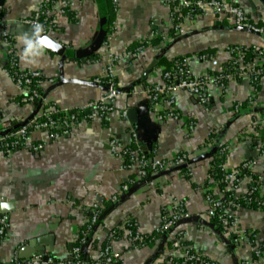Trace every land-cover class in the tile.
Instances as JSON below:
<instances>
[{"label": "crops", "instance_id": "obj_1", "mask_svg": "<svg viewBox=\"0 0 264 264\" xmlns=\"http://www.w3.org/2000/svg\"><path fill=\"white\" fill-rule=\"evenodd\" d=\"M38 1L4 0L0 5L1 125L25 124L39 106L21 103L18 87L3 70L8 59L2 29L11 36L17 68L39 70L44 76L42 91L52 106L71 109L99 99L106 86L96 78L106 77L108 67L119 95L102 118L75 123L58 138H50L47 130H30L24 146L10 152L0 150V202L9 205L0 208L8 218L5 236L0 239V264H10L14 258L26 261L42 256V251L57 260L70 257L82 227L89 224L94 202L101 209L99 225L90 235L95 244L81 248L85 264L99 262L102 242L113 228L122 230V237L111 241L121 264H171L172 258H181L184 249L210 260L208 264H264V252L254 258L251 244L234 241L233 228L214 225L205 197L209 190L219 191V184L211 188L208 178L215 145L214 150L225 149L227 171L237 172L246 160L254 161L253 170L264 171V153L258 145L260 126L256 125L257 116L264 115V74L253 80L249 64L253 59H248L243 66L248 73L228 77L223 87L209 84L208 104L185 89L174 90L172 107L178 119L160 120L145 94L146 87L164 84L165 66L158 63L161 58L182 57L196 78L226 67L232 59L229 46L256 47L264 57V0H220L241 7L262 28L261 33L236 26L231 16L209 10L191 12L181 20L180 30L173 32L170 13L180 0H118L109 24L110 38L93 59L47 51L33 65L20 59L19 38L24 27L18 21L31 15ZM73 1L51 35L65 45L67 54L85 47L98 29L95 0ZM153 32L166 37L150 43L157 39L150 37ZM145 39L149 42L141 53L127 55ZM250 97L253 105L246 103ZM238 102L242 107L235 111ZM124 109L126 117L122 116ZM112 139L143 152L149 146L146 153L157 158L167 160L180 154L185 158L143 177L137 168L125 167L122 154L111 151ZM36 142L44 143L37 152L30 149ZM248 183V177L240 176L235 193L242 194ZM178 204L187 216L172 230L167 231L175 224L144 245L127 241L124 225L128 219L136 222L141 233H151L160 225L165 207L174 209ZM235 214L236 230L254 235L255 245L264 247V210L242 206Z\"/></svg>", "mask_w": 264, "mask_h": 264}, {"label": "built area", "instance_id": "obj_2", "mask_svg": "<svg viewBox=\"0 0 264 264\" xmlns=\"http://www.w3.org/2000/svg\"><path fill=\"white\" fill-rule=\"evenodd\" d=\"M111 2L116 10L118 0H111ZM73 5V0H39L34 12L29 16L19 19L18 23L27 26H32L36 23L42 24L45 34L52 35L57 30L59 17L65 15ZM195 10H200L202 12L209 10L215 13H223L231 16L230 19L236 26L249 29L256 33L262 32V28L253 24L241 7L226 4L220 0H180L179 5L170 13L171 30L173 32L179 31L181 20L184 17H189L191 12ZM109 36L110 25L104 42L110 38ZM150 37H157L163 41L166 36L153 32ZM1 38L7 45L8 59V67H4L3 70L18 87L21 96L20 102L25 104L39 103V106L36 114L28 122L15 130H2L0 132V150L10 152L13 149L24 146L29 140L30 130H47L50 138H58L61 135L67 134L73 124L94 118H102L112 108V103L119 95V90L116 87L113 76L109 74V67L106 77L96 78V81L106 86L104 94L99 99L89 101L71 109H60L52 106L46 99L44 93L40 90V88L42 89L45 79L39 70H20L17 68V60L12 45V39L4 29L1 30ZM144 47L143 45H138L128 50L127 55L134 57L141 53ZM247 48L249 47L240 45L229 46L227 49L232 54V59L226 67L218 72L207 73L196 78L190 74L184 60L176 61L173 69L171 68L172 70L164 71V84L145 88V94L149 100L151 109L156 111L157 117L160 120L169 118L178 119L179 114L172 107V92L176 89H185L196 96L201 103L208 104L210 101L208 92L209 84L223 87L228 77L233 75L241 76L248 73L243 67L245 65L243 57ZM252 53H254L253 58H251L253 60L252 63L249 64L252 69V78L256 80L262 73L264 74V57L262 56V52L256 47H252ZM257 59H260L261 63H259ZM246 103L253 105V97L248 98ZM240 107H242V104L238 102L234 105V110L238 111ZM58 112L65 114V116L62 118H54L53 115ZM126 115L127 111L124 109L122 111V116L126 117ZM256 125L260 127L264 126V115L257 116ZM43 145V142L31 143L30 149L37 152L43 148ZM109 145L113 153L122 154L125 157V167L128 169L137 168V171L143 177L168 169L171 165L179 164L185 158L184 154L174 156V158L167 160L157 158L138 148L131 149L130 147H126L115 139L110 140ZM258 145L260 151L264 153V139H260ZM219 152L225 157L226 152L224 148H221ZM224 165L225 161L219 165L220 168L226 172L224 179L215 180L210 174L208 175L211 181V188L217 186L215 183L223 185V187L219 185V191L216 193L210 190L205 192V197L208 202V215L216 217L221 225L233 228L235 232L234 241L244 240L248 242L252 245L254 258L258 257L263 254L264 247L260 244L255 245L254 235L236 230L235 209L242 206L233 203V200L230 198L233 194L235 196L234 198L242 197L247 204L254 203L257 207L264 208V175L259 176L256 182L253 178L246 175V177L249 178L246 190L242 194H236L234 190H236L239 177L242 176V172L252 170L254 161H244L237 172L227 171ZM229 184H231V186ZM228 186L230 189L227 188ZM122 189L126 190L127 185L124 184ZM228 191H231L232 194L227 195L228 199H226L225 195ZM111 200H116V196H113ZM100 210V205L97 202H94L90 207L89 227L96 224ZM186 216L187 213L182 204L176 205L174 209L165 207L161 223L156 230L165 232L178 220ZM7 226L8 218L6 215L0 213V239L5 236ZM137 231L141 233L138 229ZM139 233L132 234L130 229H128L125 237L130 244H143L144 237ZM107 238L109 239V244L101 248L99 262L94 264H121L119 253L114 251L111 247V241L114 239L113 233H108ZM80 242L84 243L85 237H82ZM79 253L80 247L76 245L72 250L71 256L63 260H57L50 255H48L47 259H43L42 256H34L26 261H20L14 258L10 261V264H85L84 261L78 259ZM202 261L201 256L197 253L190 249H184L181 254L180 264H194ZM204 263L208 264L207 262ZM245 264H251V262L246 261Z\"/></svg>", "mask_w": 264, "mask_h": 264}, {"label": "trees", "instance_id": "obj_3", "mask_svg": "<svg viewBox=\"0 0 264 264\" xmlns=\"http://www.w3.org/2000/svg\"><path fill=\"white\" fill-rule=\"evenodd\" d=\"M107 3H108V8H109V15H110V20H111V16H112V14L115 12V7L112 5V2H111V0H107ZM110 23V22H109ZM159 41V38H157V39H154V40H151L150 41V43H155V42H158ZM148 40H143V41H141V42H139V43H137V44H135L132 48H130V49H133L134 47H136V46H138V45H143V46H146L147 44H148ZM246 53H245V55H244V61H247L248 59H251V58H253V56H254V53H252V48H247V50L245 51ZM94 55H95V53H93V54H91V55H89V56H87V57H83V58H79V60H83V59H93L94 58ZM71 58H73V59H75V57H72V56H70ZM76 59H78V58H76ZM181 60H183V58L182 57H174L172 60H165V58H161L160 60H159V64H162V65H164L165 67H164V71L165 70H172L173 69V66H174V63L176 62V61H181ZM6 68L8 67V62H7V64H6V66H5ZM172 68V69H171ZM44 77V76H43ZM40 90L42 91V89L40 88ZM43 92V91H42ZM65 116V114H63V113H60V112H58V113H55L54 115H53V117L54 118H62V117H64ZM0 122H1V120H0ZM23 124H21V125H18V126H16V125H13L12 126V124H5L4 126H2L1 125V123H0V132L3 130V131H8V130H15V129H17V128H19L20 126H22ZM259 133H260V138L261 139H264V126H262V127H260L259 129ZM134 148V145H132L131 146V149H133ZM221 149H217V150H215V152L211 155V169H210V175H211V177H213L215 180H220V179H224V177H225V174H226V172L224 171V170H222L221 168H220V164H222L224 161H225V157L224 156H222L221 154H220V151ZM186 172V175H187V171H185ZM241 175H248V176H250L251 178H253V180L256 182V180H258V177L259 176H263L264 175V171H262V172H260V171H255V170H247L246 172H242V174ZM221 187H223V185L222 184H219ZM232 194V192L231 191H228V192H226V195H225V197H226V199H228L227 198V195H231ZM235 196L232 194V196H231V200H233L232 202L233 203H237V204H240L241 206H243V207H247V208H252V209H263L264 210V208H259V207H257L254 203H250V204H247V203H245V201L242 199V197H237V198H234ZM211 220H212V222L214 223V225L218 228V229H220V227H219V225H220V222H219V220L216 218V217H212L211 218ZM99 219L97 220V222H96V224H94V225H92L91 227H89L88 225H86V226H84V227H82V230H81V232H80V235H79V237H78V239H77V241H76V243H75V245H74V247L76 246V245H78L79 247H80V253H79V256H78V259L79 260H81V261H84V258H83V256H82V253H81V248L84 246V245H88V246H90V245H93V244H95V242H96V240L95 239H93V238H90V235H91V233L93 232V228L95 227V225L96 226H98L99 224ZM124 227H125V229H130V231H131V233L132 234H136V233H139L138 231H137V225H136V222L133 220V219H128L127 221H126V223H125V225H124ZM107 233H113V237L114 238H120V237H122V230L121 229H117V228H113V229H110ZM139 234H141L143 237H144V242H143V244H137V245H144V244H146V243H148V242H150V241H152V240H154V239H156V238H158V237H160V235L162 234V232H159V231H157V230H154L153 232H151V233H139ZM178 236V235H177ZM82 237H85V242L84 243H81L80 242V239L82 238ZM175 238H177V237H175ZM107 244H109V239L108 238H105L104 239V241L102 242V248L103 247H105ZM167 244L169 245V241H167ZM201 259L203 260L202 262H207V263H210L211 261L210 260H208V259H206V258H203V257H201ZM85 262V261H84ZM180 262H181V258H172V263L171 264H180ZM165 263V262H164ZM163 263V264H164ZM2 264V263H1ZM194 264H196V263H194Z\"/></svg>", "mask_w": 264, "mask_h": 264}, {"label": "water", "instance_id": "obj_4", "mask_svg": "<svg viewBox=\"0 0 264 264\" xmlns=\"http://www.w3.org/2000/svg\"><path fill=\"white\" fill-rule=\"evenodd\" d=\"M3 1L4 0H0V5L3 3ZM95 2H96V6H97V11H98V29H97L96 33L93 35V37L91 38V40L89 41V43L85 47L79 48L76 50L73 49L70 52H68V54H67L65 51V49H66L65 45L58 42L54 37H52L50 35L52 37V39H54L55 41H57L61 45V48L59 49V51L54 52V53H56L60 56H64V57H65V55L67 56L70 54L72 57H75V58H83V57H87V56H89V55H91V54H93L99 50V48L102 46V43L104 42V40L106 38L108 29H109L110 15H109V8H108L107 0H95ZM22 27H24V29L22 30L23 35L25 33H28L30 28H31V26H27V25H22ZM152 65L153 64H150L149 68ZM129 114H130V112H129ZM215 148H216V145L211 150V153H214ZM143 149L145 152H147V150L149 149V146H148V148L144 147ZM176 224L173 227L169 228L167 231L172 230V228H174L176 226ZM95 228L96 227H94V229ZM166 237H167V233L164 234L162 241H161L162 243H164ZM161 250H162V247L160 246L158 252H160ZM40 253L42 254L43 259H47L48 255H50V254H46L43 251Z\"/></svg>", "mask_w": 264, "mask_h": 264}, {"label": "clouds", "instance_id": "obj_5", "mask_svg": "<svg viewBox=\"0 0 264 264\" xmlns=\"http://www.w3.org/2000/svg\"><path fill=\"white\" fill-rule=\"evenodd\" d=\"M22 45L20 52L21 61L28 64H37L47 51L57 52L61 45L44 32V26L36 23L31 26L28 33L19 38ZM7 203L0 202V208H8Z\"/></svg>", "mask_w": 264, "mask_h": 264}]
</instances>
